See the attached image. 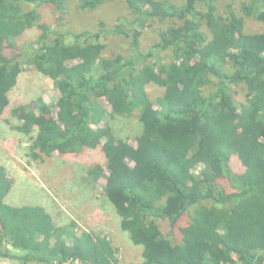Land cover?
I'll list each match as a JSON object with an SVG mask.
<instances>
[{
    "label": "trees",
    "instance_id": "1",
    "mask_svg": "<svg viewBox=\"0 0 264 264\" xmlns=\"http://www.w3.org/2000/svg\"><path fill=\"white\" fill-rule=\"evenodd\" d=\"M69 2L0 0V118L23 67L34 66L58 98L13 106L11 127L36 130L34 159L100 148L106 165L93 164L87 179L107 169L104 196L142 245L139 264H264V31L247 23H264V0H76L82 11L116 3L126 14L80 29L61 25ZM45 6L55 24L41 22ZM35 24L33 43L19 45ZM109 36L127 45L105 56ZM152 83L163 88L154 99ZM115 118H136V145L114 134ZM13 183L0 164V258L133 264L119 262L107 234L56 223L43 205L7 203Z\"/></svg>",
    "mask_w": 264,
    "mask_h": 264
},
{
    "label": "rangeland",
    "instance_id": "2",
    "mask_svg": "<svg viewBox=\"0 0 264 264\" xmlns=\"http://www.w3.org/2000/svg\"><path fill=\"white\" fill-rule=\"evenodd\" d=\"M225 1L222 0L223 4ZM54 15L52 7L45 6L42 9L41 22L55 24ZM62 16L61 25L64 28L77 26L80 29L95 26L100 20L104 22V25H111L126 14L125 9L122 10V7L116 3H106L95 11H82L76 0H71ZM247 23L251 31H264L263 22L250 19ZM138 28L143 32L141 39L142 44L145 45L151 39L150 29L144 21L138 24ZM40 31L35 24L17 38L18 44L30 45ZM106 43L107 47L103 52L105 56H110L127 45L126 39L116 36H109ZM162 89L153 83L147 86L149 96L153 99L161 94ZM40 95L46 97L48 103L52 105L58 98V91L52 79L39 72L34 66L26 65L20 72L16 85L8 93L10 103L0 118V164L6 167L8 174L14 179L12 189L5 201L11 205L24 203L43 205L56 223L75 220L84 229L91 230L100 236L107 234L112 244L117 247L120 263H141L143 261L142 245L133 244L129 233L121 229V218L113 204L104 196L103 188L107 169L95 183L87 179L86 172L93 164L106 165L100 148L84 149L78 154L63 155L53 152L48 156L43 155L41 159H34L30 154L29 146L36 130L25 135L11 127L18 121L10 116V108L29 102ZM236 97L240 96L236 94ZM99 103L109 108L106 100L99 99ZM111 123L117 137L127 138L131 144H135L136 136L142 130L136 118H115ZM127 162L131 164L128 159ZM232 165L235 170L241 169L237 159ZM185 221L184 218L182 222ZM0 264L19 263L0 258Z\"/></svg>",
    "mask_w": 264,
    "mask_h": 264
},
{
    "label": "built area",
    "instance_id": "3",
    "mask_svg": "<svg viewBox=\"0 0 264 264\" xmlns=\"http://www.w3.org/2000/svg\"><path fill=\"white\" fill-rule=\"evenodd\" d=\"M58 264H87L84 260L79 257H70L65 260H61L60 262H56ZM225 264H242L240 260L234 259L233 262H227Z\"/></svg>",
    "mask_w": 264,
    "mask_h": 264
},
{
    "label": "bare ground",
    "instance_id": "4",
    "mask_svg": "<svg viewBox=\"0 0 264 264\" xmlns=\"http://www.w3.org/2000/svg\"><path fill=\"white\" fill-rule=\"evenodd\" d=\"M242 263V262H241Z\"/></svg>",
    "mask_w": 264,
    "mask_h": 264
}]
</instances>
